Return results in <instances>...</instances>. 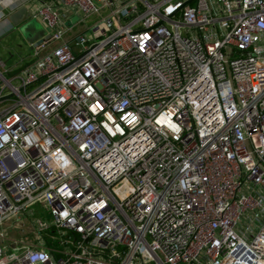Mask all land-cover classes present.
Instances as JSON below:
<instances>
[{
	"label": "built area",
	"instance_id": "obj_1",
	"mask_svg": "<svg viewBox=\"0 0 264 264\" xmlns=\"http://www.w3.org/2000/svg\"><path fill=\"white\" fill-rule=\"evenodd\" d=\"M22 7L47 32L0 61V264H264V0H0V24Z\"/></svg>",
	"mask_w": 264,
	"mask_h": 264
},
{
	"label": "rangeland",
	"instance_id": "obj_2",
	"mask_svg": "<svg viewBox=\"0 0 264 264\" xmlns=\"http://www.w3.org/2000/svg\"><path fill=\"white\" fill-rule=\"evenodd\" d=\"M30 8L32 7L30 6ZM95 20L96 17H91L87 22L88 24H92ZM78 29L81 34L86 35L87 37L90 35L96 36L99 31V29L95 30V28L88 29L87 24L85 23L81 24ZM5 31L6 34L0 38V58L5 60L8 66H11L15 61L29 56L31 51L29 47L31 40H40L43 37V35H41L42 31H45L46 34L47 28L40 19L32 16H26L21 24L15 27L7 28ZM34 207L38 216H41L49 221L52 219L49 210L43 209L40 205H36ZM0 229L5 230L8 237L6 244L8 245L10 242L9 238L13 235V228H10V223H6L5 226H3V228L0 227ZM14 235L19 236L21 233L15 232ZM0 245H4L2 239H0Z\"/></svg>",
	"mask_w": 264,
	"mask_h": 264
},
{
	"label": "crops",
	"instance_id": "obj_3",
	"mask_svg": "<svg viewBox=\"0 0 264 264\" xmlns=\"http://www.w3.org/2000/svg\"><path fill=\"white\" fill-rule=\"evenodd\" d=\"M11 27H14V26H12L11 21H10V22H9V21H4L3 23H1V24H0V38H2V37L6 34L5 29H7V28H11ZM29 47H30V49H31L29 56H27V57H23V58H21V59L15 61L11 66H8L10 69H12V70H13V69H17V67H18L22 62H26V61H28V60L31 58L32 48H31V46H29ZM0 61L6 62V61L3 60L2 58H0ZM6 64H7V62H6ZM7 65H8V64H7Z\"/></svg>",
	"mask_w": 264,
	"mask_h": 264
},
{
	"label": "water",
	"instance_id": "obj_4",
	"mask_svg": "<svg viewBox=\"0 0 264 264\" xmlns=\"http://www.w3.org/2000/svg\"><path fill=\"white\" fill-rule=\"evenodd\" d=\"M26 15H29V13H26V8L25 7H22L20 8L19 10H17L16 12H14L13 14L10 15V20L13 24V26H17L19 24H21L23 22V18L24 16ZM41 35H45V31H42ZM36 41L35 39L34 40H31V42H34Z\"/></svg>",
	"mask_w": 264,
	"mask_h": 264
}]
</instances>
